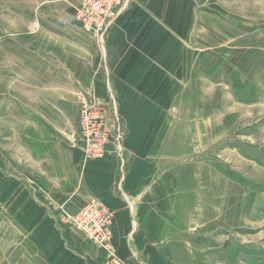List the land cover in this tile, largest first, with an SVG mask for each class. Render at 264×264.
Instances as JSON below:
<instances>
[{"label":"crops","instance_id":"0c3cea01","mask_svg":"<svg viewBox=\"0 0 264 264\" xmlns=\"http://www.w3.org/2000/svg\"><path fill=\"white\" fill-rule=\"evenodd\" d=\"M202 3L122 0L104 48L99 49L74 26L75 0L37 2L32 20L39 29L19 34V38L29 42V55L33 53L46 65L42 72L49 85L45 79L39 88L47 87L53 102L32 111L23 104L21 119L30 122L19 121L11 128L10 135H18V142L13 143L18 159L33 170L34 185L26 188L25 198L32 202L26 201L23 212L20 204L12 219L9 213L7 217L2 213L7 221L2 229L10 233L1 264H101L104 252L60 221L63 215L76 214L91 199L114 212L118 254L131 260L133 255L149 258L147 248L154 243L146 240L161 239L153 231L161 222L155 210L164 208L163 200L169 195L180 206V192L173 196L169 190L170 168L178 175L183 163L170 158L171 151L179 155L180 145L184 146L183 127L187 125L196 135L203 129L194 121L192 105V86L203 75L204 49L196 46L201 37ZM57 87L66 91L72 105L75 99L87 101L91 96L105 104L115 101L127 131L122 144L124 169L113 156L114 150L106 159L83 161L74 143L76 129L65 125L66 115L56 106ZM2 115L5 137V131L11 130L6 112ZM206 129L212 133L211 126ZM173 181L179 184L176 177ZM156 230L163 232L160 227ZM164 257L169 258L161 249L149 260L162 262Z\"/></svg>","mask_w":264,"mask_h":264},{"label":"rangeland","instance_id":"374dc122","mask_svg":"<svg viewBox=\"0 0 264 264\" xmlns=\"http://www.w3.org/2000/svg\"><path fill=\"white\" fill-rule=\"evenodd\" d=\"M39 1L0 0V264L10 233L2 229L3 223H7L2 213L6 212V217L9 213L10 218L16 216L20 204L23 212L26 201L32 202L25 198L26 188L34 185L30 175L33 170L18 159L13 144L18 142V135H10L11 128L19 121L30 122L28 118L21 119L23 104L26 110L32 111L43 103L53 102L47 87L39 88L40 82L47 81L42 72L46 65L33 53L29 55V42L19 38L24 32L31 34L39 29V24L32 20ZM75 1L72 9L75 28L102 48L115 13L108 16L110 24L101 25L102 29L110 25L102 39L98 34L99 24L92 22L93 19L89 21ZM202 4L201 37L196 40V46L204 49L203 75L192 86L195 93L192 105L194 121L201 123L203 129L196 135L191 134L187 125L182 128L184 146L180 145L179 155L171 151L170 158L183 164L178 170L179 176L172 173L171 166L169 183L173 196L181 194L178 195L180 206L176 207L171 195L167 201L163 200L164 208L154 209L162 226L159 221L153 231L160 233L161 239L155 236L146 240L148 244L154 243L147 248L148 254L154 256L163 249L169 258L151 261L147 253L148 260L141 255H133V260L121 257L113 238L115 215L104 204L110 218L111 245L119 260L127 264H264V0H203ZM2 80H5L4 88ZM55 90L59 97L56 106L66 115L63 122L76 129V146L80 105L96 103L102 109L100 113L108 133V140L103 142L104 151H100V158L88 160L86 150L77 146L83 161L106 159L114 150L113 156L124 169L122 144L127 139V131L115 101L105 104L91 96L87 101L75 99L72 105L63 88ZM4 111L7 128L11 130L5 131V137L1 124ZM209 126L212 133L206 131ZM7 137L11 140L3 139ZM173 177L179 184L174 183ZM67 220L65 215L60 219L70 225ZM157 227L163 232H158ZM95 246L104 252L100 245Z\"/></svg>","mask_w":264,"mask_h":264},{"label":"built area","instance_id":"2783aa9c","mask_svg":"<svg viewBox=\"0 0 264 264\" xmlns=\"http://www.w3.org/2000/svg\"><path fill=\"white\" fill-rule=\"evenodd\" d=\"M77 3L88 15L89 21L93 19L94 21L92 22L99 24L98 34L103 39L110 25L103 29L101 25L111 23V19L109 20L108 16L117 11L118 6H121V1L77 0ZM101 110L96 103H91L88 106L87 102H83L78 110L79 132H77V146L81 147L82 151L86 150L85 159L88 160L95 159V157L100 158L102 156L100 151H104L103 142L108 140L107 127L103 120V115L100 113ZM118 131L123 132L119 128ZM67 219L70 221L69 224H72L82 232L89 241L102 247L106 257L101 264H127L124 260H119L111 245L110 218L104 204L98 200H89L76 214L67 216Z\"/></svg>","mask_w":264,"mask_h":264}]
</instances>
